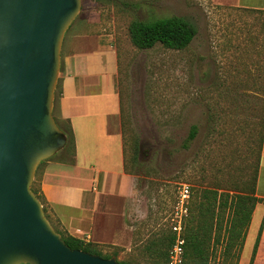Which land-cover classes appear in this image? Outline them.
<instances>
[{
    "label": "rangeland",
    "instance_id": "rangeland-1",
    "mask_svg": "<svg viewBox=\"0 0 264 264\" xmlns=\"http://www.w3.org/2000/svg\"><path fill=\"white\" fill-rule=\"evenodd\" d=\"M171 15L195 28L185 48L130 43V20ZM83 34H96L116 51L124 170L134 175L136 189L123 216V246L99 250L128 264H154L143 246L168 232L179 183L190 186V206L203 188L229 194L249 188L264 121V10L212 0H80L61 44ZM191 125L195 133L187 140ZM78 135L93 138L91 128ZM58 156L68 155L61 150ZM43 163L30 186L38 187ZM251 244L247 235L238 253L235 246L224 251L225 235L215 228L207 264H247Z\"/></svg>",
    "mask_w": 264,
    "mask_h": 264
},
{
    "label": "water",
    "instance_id": "water-1",
    "mask_svg": "<svg viewBox=\"0 0 264 264\" xmlns=\"http://www.w3.org/2000/svg\"><path fill=\"white\" fill-rule=\"evenodd\" d=\"M80 0H0V264H119L70 248L30 188L66 137L51 110L64 31Z\"/></svg>",
    "mask_w": 264,
    "mask_h": 264
},
{
    "label": "crops",
    "instance_id": "crops-1",
    "mask_svg": "<svg viewBox=\"0 0 264 264\" xmlns=\"http://www.w3.org/2000/svg\"><path fill=\"white\" fill-rule=\"evenodd\" d=\"M212 2L264 10V0ZM117 72L115 49L96 34L74 35L60 44L57 116L68 120L73 154L58 156L59 150L44 161L38 178L40 204L48 221L50 217L58 225L57 231L98 246H123V216L136 190L134 175L124 170ZM90 128L92 141L78 135ZM253 196L259 201L252 209L242 247L247 235L253 243L263 216L251 264H264V121ZM243 260L240 253L238 262Z\"/></svg>",
    "mask_w": 264,
    "mask_h": 264
},
{
    "label": "trees",
    "instance_id": "trees-1",
    "mask_svg": "<svg viewBox=\"0 0 264 264\" xmlns=\"http://www.w3.org/2000/svg\"><path fill=\"white\" fill-rule=\"evenodd\" d=\"M127 35L130 43L138 49L151 48L154 44L159 43L164 48L181 50L187 46L195 35V28L183 17L175 15L148 20L132 19L127 24ZM54 89L51 110L52 118L57 127L66 137V143L61 150H64L68 156H72L73 137L68 120L59 119L54 113L55 110L57 113V101L59 97L57 82ZM262 129L263 125L258 132V150L262 137ZM194 133L195 126L191 125L187 140L191 139L194 136ZM54 155L41 160L37 166ZM257 157L258 153L252 164L251 177L249 178L248 185L249 188L247 191L229 194V192H217V190L213 188H203L200 190V195L197 200L192 202V206L188 204V215L183 226L184 245L181 264L208 263L207 255L209 239L215 228L217 232L222 229L225 235L224 251L229 250L234 246L236 253L240 251L252 209L254 204L259 201L258 198L253 196ZM30 188L41 203V196L38 192V187L30 186ZM42 211L44 212L43 207ZM262 223L263 216L258 225L247 264H251L255 254ZM54 230L71 249H80L103 258H108L114 255V252L111 254L101 253L97 244L84 242L75 236L61 233L56 229ZM171 240L172 234L168 230L166 234H157L153 240L143 246V249L149 254L148 256L154 264H166L167 250L171 245ZM116 261L119 264H128L125 261Z\"/></svg>",
    "mask_w": 264,
    "mask_h": 264
},
{
    "label": "built area",
    "instance_id": "built-area-1",
    "mask_svg": "<svg viewBox=\"0 0 264 264\" xmlns=\"http://www.w3.org/2000/svg\"><path fill=\"white\" fill-rule=\"evenodd\" d=\"M190 186L181 182L177 185L173 202L168 213L167 225L172 234L171 245L167 250L166 264H181L183 256V226L188 215Z\"/></svg>",
    "mask_w": 264,
    "mask_h": 264
}]
</instances>
